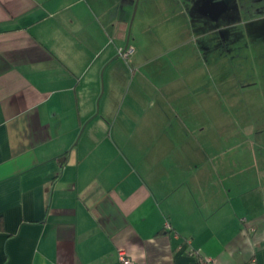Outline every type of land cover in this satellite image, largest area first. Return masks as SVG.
<instances>
[{
    "label": "crops",
    "instance_id": "crops-1",
    "mask_svg": "<svg viewBox=\"0 0 264 264\" xmlns=\"http://www.w3.org/2000/svg\"><path fill=\"white\" fill-rule=\"evenodd\" d=\"M121 2L0 0V264H264V95L221 89L222 7L158 47Z\"/></svg>",
    "mask_w": 264,
    "mask_h": 264
},
{
    "label": "rangeland",
    "instance_id": "rangeland-1",
    "mask_svg": "<svg viewBox=\"0 0 264 264\" xmlns=\"http://www.w3.org/2000/svg\"><path fill=\"white\" fill-rule=\"evenodd\" d=\"M121 1L122 7L126 6L127 8L124 13H129L127 30L132 31V34L137 32L138 23L141 25L139 22L140 13H151V43L156 42L158 47L166 41L171 43L173 41L170 39L171 34H175V31L180 29V23L174 25L178 26V30L166 27L168 19L165 20L164 16L171 13H204L208 15L215 4H218L220 8L222 7L217 12L220 14L214 20L210 18L212 25L218 26V29L214 30L211 26L210 28L214 30L213 37H207V34L205 37L210 39V44L213 41L214 43L218 41V45L216 44L212 53L207 56L220 65L221 89L228 91L254 90L260 91L264 95V0ZM172 21H175V18ZM143 37L144 34L140 33L139 38L145 42ZM154 51L156 49L152 48L151 52ZM166 51L168 55L165 54ZM172 53L174 52L161 49L158 56L170 57ZM204 56L206 58V54ZM121 59L123 60L122 57ZM207 74H209L208 71ZM225 75L228 78L224 77ZM251 105L256 106L255 110H259L261 106L264 108V103L251 102ZM252 118L253 120L259 118V114H252ZM262 118L264 119V115Z\"/></svg>",
    "mask_w": 264,
    "mask_h": 264
},
{
    "label": "built area",
    "instance_id": "built-area-1",
    "mask_svg": "<svg viewBox=\"0 0 264 264\" xmlns=\"http://www.w3.org/2000/svg\"><path fill=\"white\" fill-rule=\"evenodd\" d=\"M134 52V47L131 45V44H126L124 46H120L117 48V54L122 57L125 61H128L129 57L133 54ZM168 226V225H167ZM194 252L202 257V259L205 261V262H210V264H213L211 262V259L203 256L202 252L200 249H194ZM118 259L119 261L122 263V264H136L135 262L131 261L125 254L124 251H119L118 252ZM248 264H253V261H250Z\"/></svg>",
    "mask_w": 264,
    "mask_h": 264
}]
</instances>
